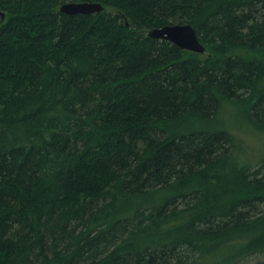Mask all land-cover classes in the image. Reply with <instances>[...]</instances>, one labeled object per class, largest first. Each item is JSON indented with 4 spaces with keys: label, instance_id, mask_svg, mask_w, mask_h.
<instances>
[{
    "label": "trees",
    "instance_id": "trees-1",
    "mask_svg": "<svg viewBox=\"0 0 264 264\" xmlns=\"http://www.w3.org/2000/svg\"><path fill=\"white\" fill-rule=\"evenodd\" d=\"M173 24L205 54L147 35ZM228 104L264 132V0H0V264L264 260Z\"/></svg>",
    "mask_w": 264,
    "mask_h": 264
},
{
    "label": "water",
    "instance_id": "water-1",
    "mask_svg": "<svg viewBox=\"0 0 264 264\" xmlns=\"http://www.w3.org/2000/svg\"><path fill=\"white\" fill-rule=\"evenodd\" d=\"M104 7L100 3L91 2H66L61 5L62 14L75 17L101 13ZM5 18V15H2ZM148 37L153 39L168 40L182 50L205 54L206 48L200 41L196 30L191 24H173L148 31Z\"/></svg>",
    "mask_w": 264,
    "mask_h": 264
},
{
    "label": "rangeland",
    "instance_id": "rangeland-1",
    "mask_svg": "<svg viewBox=\"0 0 264 264\" xmlns=\"http://www.w3.org/2000/svg\"><path fill=\"white\" fill-rule=\"evenodd\" d=\"M226 128L237 137L242 159L258 162L264 159V132L257 131L248 123L238 118L236 109L227 105L219 116ZM262 258L249 257L239 264H261Z\"/></svg>",
    "mask_w": 264,
    "mask_h": 264
},
{
    "label": "bare ground",
    "instance_id": "bare-ground-1",
    "mask_svg": "<svg viewBox=\"0 0 264 264\" xmlns=\"http://www.w3.org/2000/svg\"><path fill=\"white\" fill-rule=\"evenodd\" d=\"M2 15H3V14H2ZM3 20H4V19H3ZM231 247H233V246H231ZM231 247H230V248H231ZM250 258H251V257H250ZM262 260H263V259H262ZM259 264H260V263H259Z\"/></svg>",
    "mask_w": 264,
    "mask_h": 264
}]
</instances>
